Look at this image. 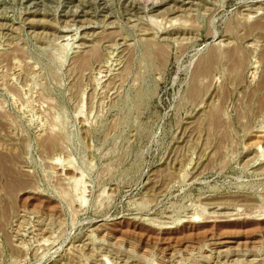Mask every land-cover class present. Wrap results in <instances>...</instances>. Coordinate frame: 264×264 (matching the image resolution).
I'll return each instance as SVG.
<instances>
[{
	"label": "rangeland",
	"instance_id": "1",
	"mask_svg": "<svg viewBox=\"0 0 264 264\" xmlns=\"http://www.w3.org/2000/svg\"><path fill=\"white\" fill-rule=\"evenodd\" d=\"M263 81L264 0H0V264H264Z\"/></svg>",
	"mask_w": 264,
	"mask_h": 264
},
{
	"label": "bare ground",
	"instance_id": "2",
	"mask_svg": "<svg viewBox=\"0 0 264 264\" xmlns=\"http://www.w3.org/2000/svg\"><path fill=\"white\" fill-rule=\"evenodd\" d=\"M233 52H234V51H233ZM233 52H232V53H233ZM234 53H235V52H234ZM234 53H233V54H234ZM219 56H220V55H219ZM235 56H236V55H235ZM215 57H216V56H215ZM203 63H204V66L206 67V72L208 73V72H209V69H211L210 67H212V66H211V60H210V59H207V60L205 59ZM204 71H205V69H204ZM210 71H211V70H210ZM200 73H201V72H200ZM197 83H198V82H197ZM262 83H263V84H262V89L264 90V81H263ZM260 88H261V87H260Z\"/></svg>",
	"mask_w": 264,
	"mask_h": 264
}]
</instances>
